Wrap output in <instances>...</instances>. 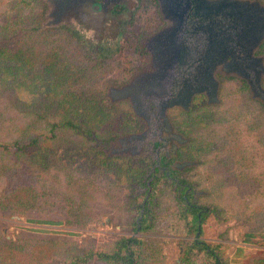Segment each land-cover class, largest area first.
I'll return each mask as SVG.
<instances>
[{
    "label": "rangeland",
    "instance_id": "rangeland-1",
    "mask_svg": "<svg viewBox=\"0 0 264 264\" xmlns=\"http://www.w3.org/2000/svg\"><path fill=\"white\" fill-rule=\"evenodd\" d=\"M9 1L0 0V15L11 12L15 4ZM19 1L21 17H34L39 20L37 34H41V39L48 42L59 36H70L75 40L74 32H78L82 38L79 40L82 47L103 44L112 48L111 54L101 59L106 62V66H103L106 68L105 72L95 67L94 60L86 65L90 89L99 91L109 104L112 103L107 98V90L126 84L140 70L139 56L126 55L121 51V43L128 37L139 35L145 48L143 40L147 38L144 37L147 29L159 19L158 10L149 8L142 13L139 0H136L135 8L131 5L129 10L124 8L120 11L118 22L122 30L117 38L99 43L96 40L87 41L81 31L74 27L42 28L45 14H42L40 3H44V0ZM259 1L264 4V0ZM44 5L47 10L45 3ZM25 28L28 30L30 27L26 25ZM29 45L33 46L37 55L36 46L32 43ZM5 46L13 49L15 41L7 40ZM80 46L73 42L68 47L72 52L79 53L78 56L72 54L73 59L81 58L83 48ZM219 79L220 104L216 109H211V116L206 121L201 122L195 118L200 109L191 113L174 109L168 112L169 118L179 130L187 128V138L201 146L224 139L211 152H202L196 158L187 156L197 164L184 175L188 185H195L197 199L190 198L189 203L196 202L197 206L209 212L201 225L199 241L215 248L222 264H262L259 260L264 258V247L258 243L245 244L242 239L247 232L264 230V147L259 143L260 136L264 134V126L252 127L260 119L259 106L264 107V104L250 99L249 91L244 95L238 91L236 85H224L223 80L228 78ZM82 81L85 82L84 77ZM79 88L72 86L70 90L78 91ZM21 96L26 98L24 93ZM115 104L117 105L109 114L110 124H114L112 120L117 113L118 122L128 121L126 116L130 108L127 102ZM204 105L208 106L206 102ZM199 106L196 104L195 108ZM41 112L43 113L42 110ZM25 113L29 115L30 111ZM40 114L39 112L38 115L42 116ZM22 119L25 123L29 121L28 117ZM191 120L193 124H190ZM55 121L56 119L49 120L51 123ZM38 122L32 127V135L41 134L42 142L45 141L43 148H47L49 144L47 149L54 152V159L50 157L45 166H39L38 161H33L35 166H32L29 164V155L16 160L15 157L10 158V161L0 158V264H12V261L16 264H34L31 260H36L35 264H66L88 253H111L116 241L130 236L140 238L154 251L150 256L155 264H182V258L189 253L190 257L198 258L196 252L189 251L195 236L185 232V220L176 216L183 204L180 202L182 196L178 198L173 185L166 181L154 185L152 194L156 203L150 208L154 212L152 229L146 233L134 234L133 222L139 214L138 204L142 199L132 200L131 196L137 192L134 187L141 186L142 189L141 183L147 172L140 181L130 178L126 183L125 177L117 178L111 172L104 173L101 166H89L86 169V158L88 161L93 159L90 150H101L96 146L99 141L107 143L118 136L102 141L101 138L104 137L98 136L103 133L96 127H93L89 135L80 131L79 136L76 133L67 135L69 148L77 155L71 171L57 157L61 153L50 149L54 141L57 144L59 139L48 142L51 138L48 128H45L44 121ZM183 122L187 125L184 126ZM124 162L130 168H122V173L131 171L136 165L127 159ZM147 165L146 171L150 167L148 163ZM76 168L84 171L77 173L74 171ZM235 177H240L244 183L251 180L258 187L237 192L230 185ZM16 201L29 204L31 209L26 210L22 216L18 215L15 213ZM28 220L59 225L32 224ZM203 258L197 264H208ZM84 264L105 263L91 259Z\"/></svg>",
    "mask_w": 264,
    "mask_h": 264
},
{
    "label": "trees",
    "instance_id": "trees-1",
    "mask_svg": "<svg viewBox=\"0 0 264 264\" xmlns=\"http://www.w3.org/2000/svg\"><path fill=\"white\" fill-rule=\"evenodd\" d=\"M12 1L15 5L11 12L0 15V136L3 135V138H0V158L9 159L10 161V158L15 157L14 159L16 160L29 155V162H31L29 164L32 166H35L33 161H38L39 166H45L50 157L54 159V152L52 153L47 149L50 145L48 144L47 148H43L45 146L42 144L45 141L42 142L41 134L32 135V127L39 123L38 121H44L45 128H48L47 131L51 137L48 142L59 139L57 144L54 141L50 149L60 152L61 154H58L57 157L64 161V167L70 168H73L74 159H76L77 155L70 150L67 135L78 134L79 131L89 135L93 127H96L103 133L98 138L104 137L101 138L104 141L113 136L126 134L132 129L138 128L139 130L142 128L140 122L133 116L131 111L126 116L128 121L118 122L116 115L119 113H117L112 120L114 124H110L108 120L109 114L117 104L113 105L105 102L101 93L98 90L96 92L90 89L91 86L88 85L89 75L88 66L86 65H89L88 63L94 60L93 63H96L95 67L105 72L106 68L104 69L103 66H106V62L101 59L109 56L112 48L105 46L82 47L79 41L82 38L78 35V32H74L75 40L70 36H65L66 39L59 36L57 39L53 38L47 42L46 39H41V34H37L39 20L34 19V17H21V1L10 0L9 2L11 3ZM41 3L42 14H45V5ZM139 3L142 13H145L149 8L158 10L156 0H139ZM157 18H159V14ZM159 22V19H156V22L148 27L147 33L155 31L159 26ZM26 25L28 28L30 27L28 30L25 28ZM49 31L47 30V32ZM44 37H47V35ZM7 40L8 42L15 41L13 49L5 46ZM60 41L62 42L61 44ZM73 42L83 48L81 49L83 53L80 59L78 57L73 59V56H78L79 53L72 52L68 48ZM29 43L36 46V49H38L37 55L33 46L30 47ZM38 45L40 46L38 47ZM121 51L126 53V55H138L139 65L145 64L148 58V55L140 48L139 35L124 39L121 43ZM259 53L261 55L264 54V42L260 47ZM83 59L84 62L82 61ZM83 77L85 82L82 81ZM223 81L224 85L229 83L236 85L241 94L245 95L248 92V87L244 81L233 78L224 79ZM72 86L74 88L79 86L80 88L78 91L70 90ZM22 93L26 95L25 99L22 98ZM196 104L200 105L197 109L195 108ZM204 104L205 99L203 96H196L188 113L200 109L199 114L195 118L201 122L206 121L211 116V109H216V106L208 107ZM259 108L260 119L252 124L253 128L264 126V107L260 105ZM25 111H30V114L28 115ZM39 112L42 116L38 115ZM23 117H28L29 121L26 123L22 122ZM50 119H56V121L51 123L49 122ZM190 124H193V120L190 121ZM183 125L187 124L183 122ZM175 127L178 132L187 138V128L180 129V131L176 125ZM28 128L31 130L28 131ZM187 139L189 143L183 149V152L186 157L190 155L193 158L199 157L202 152L213 151L214 148H218L224 142V139H219L218 142L212 141L210 144L207 143L201 146L197 142ZM259 143L264 147V134L260 136ZM90 151H92L93 159L88 161L86 158V162H88L86 169L89 166L94 168L101 166L104 168V173L111 172L117 178L125 177L126 183L130 178L140 181L143 174L147 172L148 165L145 160H128L136 163V165L131 171L122 173V168H130L124 162L126 159L111 157L103 150L96 148ZM72 168L70 169L71 171H73ZM74 171L78 173V171L84 170L76 168ZM131 172L132 175L130 176ZM120 181L123 182L122 180ZM230 185L234 186L237 192L247 188L249 190L258 187L251 180L244 183L240 177H235V181L230 182ZM154 191H156V188ZM180 202L183 205L176 216L180 220H185V232L195 236L196 239L191 243L189 251L196 252L198 257H190L189 253L185 258H182L181 263L197 264L198 261H202L201 259L205 257L203 259L208 264H222L215 248L200 242L196 236L197 233L200 235L201 225L205 216H198V210L193 206H188L189 198L186 199L187 203L182 199ZM29 209H31L29 204L16 201L15 213L18 215L22 216ZM152 211L150 209L146 214L137 215L133 222L134 234L151 231L154 218V212ZM28 222L32 224L59 225V223L34 220H28ZM242 242L245 244L258 243L264 247V230H254L245 233ZM153 252L143 240L130 236L116 241L111 253H88L82 258L73 259L66 264H84L91 259L105 264H155V260L150 256ZM199 256L202 258H199ZM31 262L35 264L36 260H31ZM259 262L264 264V258L260 259ZM12 264H16V262L12 261Z\"/></svg>",
    "mask_w": 264,
    "mask_h": 264
},
{
    "label": "water",
    "instance_id": "water-1",
    "mask_svg": "<svg viewBox=\"0 0 264 264\" xmlns=\"http://www.w3.org/2000/svg\"><path fill=\"white\" fill-rule=\"evenodd\" d=\"M165 26L145 39L149 62L126 84L110 87V103L127 102L134 115L147 122L143 104L159 100L157 117L163 133L185 145L176 134L168 112H188L195 96H204L208 106L220 104L219 77L236 78L248 87L250 99L264 104V56H254L264 42V4L259 0H193L194 16L209 20L183 30L190 5L183 0H157ZM47 6L42 28L74 27L87 40L99 43L117 38L120 27L115 8L136 7V0H44ZM143 46V45H142ZM146 132L126 136L119 143L144 140ZM176 147V146H175ZM121 155V154H120ZM183 167L193 162L181 163ZM21 220L20 218H17ZM108 220H106V223Z\"/></svg>",
    "mask_w": 264,
    "mask_h": 264
},
{
    "label": "flooded vegetation",
    "instance_id": "flooded-vegetation-1",
    "mask_svg": "<svg viewBox=\"0 0 264 264\" xmlns=\"http://www.w3.org/2000/svg\"><path fill=\"white\" fill-rule=\"evenodd\" d=\"M183 3L184 4L188 3L190 7L188 9L186 18L183 22L182 29L187 30L188 32L191 33L189 38H190V41L192 42L194 41L196 34H197L196 32L193 31V28L199 25L206 24L208 21H212L213 18L209 20H204V19L195 17L193 15L195 12V9H194L195 4L193 0H183ZM157 5H158V2H157ZM125 9L129 10L128 8H125ZM122 10H124V8L117 7L115 8L114 13L119 15L120 11ZM158 14H159V21H160L158 28L151 33H147L146 36L144 37L148 38L153 33H155L157 30H159L160 28L166 25L165 22H163V20L161 19L159 9H158ZM121 30L119 31V34L121 33ZM145 39L146 38H144L143 41H145ZM139 43H140V48L143 50V52H145L148 55L146 63L143 65H140V67L138 68L141 70L147 65L150 57H149V54L146 52V47L143 48L142 42L140 41V39H139ZM98 46H106V45L100 44ZM260 47L254 53V56H262L259 53ZM140 70H138V72ZM116 103H122V102H116ZM158 103H159V100L151 99V100L146 101L143 104V112L147 116V119H148L147 122L136 117L134 113L132 112L130 105L127 103L129 105L130 111L132 112L133 116L140 122L142 128L139 130L138 128L134 130L132 129L130 132L120 135L116 137L114 140L109 141L107 143L99 141L96 145L97 147H100L101 150H103L106 154L109 153L108 154L109 156L125 158L127 160L142 159V160H145V162L150 165L147 171V174L145 175L141 183L142 189L140 188L141 186L134 187L135 192L136 191L137 192L136 193L134 192L135 194L131 196L132 200L133 199L138 200L140 198L142 199L141 202L138 204L139 208L137 210L140 215L146 214L147 211L150 210L151 205L156 203L155 202L156 200L153 198L152 190H153L154 185L156 186V184L161 181L162 182L166 181L168 184L173 185L174 191L177 192L178 198L182 196V200H184L185 203H187L186 202L187 198L197 199L195 197V191H194L195 185L194 184L188 185L187 184L188 182L186 181L184 177V175L186 174V171L197 166L196 162L186 157V154L183 152V149L188 145L189 142L186 143L185 145L177 146L178 144L177 141L175 140L171 141V137L163 133L162 124L158 120V117H157ZM170 122L173 126L171 119H170ZM173 129L176 134H180L183 137H185L182 133L178 132L174 126H173ZM143 132H146V137L144 138V140H140V141L133 140V141H128V142L123 141L122 143H119L120 138L130 136V135H135V134H141ZM186 161L193 162L195 163V165L191 167H183L181 163L186 162ZM188 206H193L194 208H196L198 210V216H202V215L206 216V213H209L208 211H206V209L203 210V208L197 206L196 202H192V203L188 202ZM196 236L198 237L199 234L197 233Z\"/></svg>",
    "mask_w": 264,
    "mask_h": 264
}]
</instances>
